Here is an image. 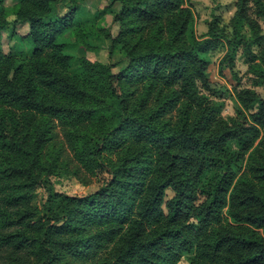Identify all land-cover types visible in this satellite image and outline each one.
Returning <instances> with one entry per match:
<instances>
[{"label":"trees","instance_id":"16d2710c","mask_svg":"<svg viewBox=\"0 0 264 264\" xmlns=\"http://www.w3.org/2000/svg\"><path fill=\"white\" fill-rule=\"evenodd\" d=\"M10 1L0 0V264H264V0L236 1L201 38L191 0H110L83 20L85 0ZM22 28L31 48L5 52L2 34ZM100 38L121 61L87 56ZM219 46L235 80L225 94L208 69ZM68 174L109 178L77 196L54 187Z\"/></svg>","mask_w":264,"mask_h":264},{"label":"rangeland","instance_id":"374dc122","mask_svg":"<svg viewBox=\"0 0 264 264\" xmlns=\"http://www.w3.org/2000/svg\"><path fill=\"white\" fill-rule=\"evenodd\" d=\"M238 0H191L192 8L196 16L195 21V29L196 35L198 37H202L208 30V22H210L213 18V15H222L225 21H229L231 16L234 14L236 10L235 3ZM10 0H7L5 5H9ZM110 0H85L81 12L78 15V20L85 19V15L89 12L90 9L94 7H102L103 5L109 3ZM1 8V6H0ZM117 9V4L115 5ZM65 11V8H62ZM261 26L263 28L264 33V21H260ZM105 24L112 28V33L115 36L118 32V28L116 25L112 23V15L108 14L105 18ZM25 28V27H24ZM24 28L20 29V32H17V36L13 38V41L10 39L8 34H2V47L5 52H8L13 44H18L21 50H29L31 46H29L27 41L21 39V35L24 32ZM27 29V28H25ZM97 45L100 47V52L98 53H87V56L91 60H97L103 63H116L121 61L122 55L118 52L114 53L111 57L108 54L110 41L108 39H96ZM226 53L225 46H219L216 49H213L208 54L209 59V74L211 79L212 86L221 93L226 92V89H231L235 84V80L233 75L230 72V69L223 63V57ZM86 55V51L83 48H80L76 56L81 57ZM121 65V64H120ZM78 67V62L75 61L73 63V67L71 71H75ZM236 68L239 71L240 75L243 77V84L250 86L247 83V65L244 64L243 58L240 54H238L236 58ZM118 69H114L117 71ZM258 92L264 97V87L258 88ZM234 114V102L232 98L226 99V106L224 110V115H233ZM109 176L99 175L97 177H93L91 182L88 185H83L81 180L74 176L73 174H68L66 176L60 178H53L54 187L59 192H64L69 195H77L84 196L89 194L95 190H97L103 183L104 179H108ZM46 198V192L44 189H38L37 195L35 197L34 203L38 206H41L43 201ZM179 264H188L186 260H182Z\"/></svg>","mask_w":264,"mask_h":264},{"label":"crops","instance_id":"0c3cea01","mask_svg":"<svg viewBox=\"0 0 264 264\" xmlns=\"http://www.w3.org/2000/svg\"><path fill=\"white\" fill-rule=\"evenodd\" d=\"M7 0H5V3H6Z\"/></svg>","mask_w":264,"mask_h":264}]
</instances>
